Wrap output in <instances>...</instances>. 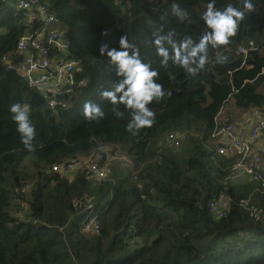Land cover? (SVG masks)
Masks as SVG:
<instances>
[{"label": "trees", "instance_id": "trees-1", "mask_svg": "<svg viewBox=\"0 0 264 264\" xmlns=\"http://www.w3.org/2000/svg\"><path fill=\"white\" fill-rule=\"evenodd\" d=\"M13 1L0 0V264H264V186L232 178L237 156L219 153L214 136L219 125L264 107V0H253L254 11L230 43L210 48L209 64L192 78L171 60L161 66L151 41L153 33L169 30L177 40L198 39L207 0H175L189 12L184 21L171 14L173 0H43L65 25L71 56L88 78L56 108L1 62L24 33ZM229 2L236 0H216V6ZM121 35L152 62L170 92L152 102L155 122L136 135L126 131L123 105L124 116L116 117L99 96L118 79L99 48L119 47ZM240 46L247 53H239ZM218 53L228 56L226 64L215 63ZM86 101L100 104L105 116L86 120ZM231 101L232 114L220 118ZM15 102L30 107L34 151L20 142L9 112ZM174 130L186 133L177 148L165 142ZM105 144L119 147L131 165L111 161L106 180L84 170L71 179L51 169ZM220 195L231 202L217 219L209 203ZM75 200L82 201L81 211L92 204L99 233L82 230L86 213H76ZM243 200L263 217L252 216Z\"/></svg>", "mask_w": 264, "mask_h": 264}, {"label": "built area", "instance_id": "built-area-1", "mask_svg": "<svg viewBox=\"0 0 264 264\" xmlns=\"http://www.w3.org/2000/svg\"><path fill=\"white\" fill-rule=\"evenodd\" d=\"M16 9L22 12L24 33L17 40L15 49L2 56V64L8 69H16L24 83L40 92L51 108L66 104V97L79 88L86 86L88 78L83 75L81 60L71 56V42L61 19L43 0H14ZM250 49H257L250 42ZM244 46L239 53H247ZM218 151L226 156H237L231 167L232 178H250L261 181L264 186V107H255L240 122H226L215 130ZM186 138V133L174 130L167 134L165 142L172 148L179 147ZM119 161L131 165V161L119 147L105 144L97 147L87 156H80L64 163H56L51 169L60 172L67 178L73 177L78 170H84L99 180H106L111 175L109 163ZM230 199L220 195L209 203L213 215L219 219L226 215ZM252 216L259 219L261 209L250 207ZM81 200L74 201L76 213L84 212L82 230L97 234L101 230V221L93 211L92 204L84 206L81 211Z\"/></svg>", "mask_w": 264, "mask_h": 264}, {"label": "clouds", "instance_id": "clouds-1", "mask_svg": "<svg viewBox=\"0 0 264 264\" xmlns=\"http://www.w3.org/2000/svg\"><path fill=\"white\" fill-rule=\"evenodd\" d=\"M255 9L253 0H236L229 2L223 8L216 6V0H207L200 19L205 30L198 39L185 36L177 40L174 30L153 33L152 45L155 55L160 58L161 66L167 67L171 60L178 65L185 74L192 78L198 76L209 64V49L227 46L234 37L244 20L246 13ZM171 14L180 21L189 17V12L182 9L173 0L170 7ZM163 18V17H162ZM119 47L102 44L99 48L101 56H106L110 65L114 66L115 76L118 78L110 88H102L99 96L113 107L116 117H123L120 105L128 112L130 119L126 124V131L136 135L155 122L156 113L150 105L159 102L170 92L158 81V69L153 67L150 60L142 57L140 49L133 45L127 35L119 38ZM228 56L216 54L215 63L224 65ZM11 118L16 123V130L20 134V142L28 151H34L37 132L30 119V107L20 102L12 103L9 107ZM83 117L88 121L102 119L105 111L102 106L92 101L83 105Z\"/></svg>", "mask_w": 264, "mask_h": 264}, {"label": "rangeland", "instance_id": "rangeland-1", "mask_svg": "<svg viewBox=\"0 0 264 264\" xmlns=\"http://www.w3.org/2000/svg\"><path fill=\"white\" fill-rule=\"evenodd\" d=\"M9 1H12V0H9ZM13 6H15L16 7V4L13 2ZM232 101L231 102H229L227 105H226V110H224V111H226V114L227 115H225L224 113L223 114H221V116H220V118H223V117H227V116H229V114H232V110H234V106H232ZM243 115V114H242ZM241 116V113H238L237 112V117L236 118H238V117H240ZM230 118V117H229ZM241 121V117L240 118H238V119H235V122H240ZM232 122H234V120H232ZM163 142V141H162ZM25 164H27L29 167H31V165H30V162L29 161H26L25 162ZM262 164H263V167H264V153H263V157H262ZM241 179H242V177H240ZM236 179V178H235ZM245 181V180H244ZM23 207L25 208L26 207V205L25 204H23Z\"/></svg>", "mask_w": 264, "mask_h": 264}]
</instances>
